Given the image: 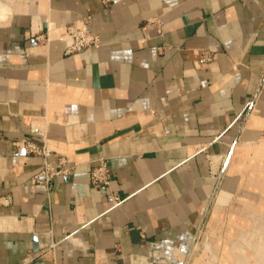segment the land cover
<instances>
[{
  "label": "crops",
  "instance_id": "1",
  "mask_svg": "<svg viewBox=\"0 0 264 264\" xmlns=\"http://www.w3.org/2000/svg\"><path fill=\"white\" fill-rule=\"evenodd\" d=\"M86 17L100 45L65 56L59 38ZM263 71L264 0H0V264H184L214 191L207 154L231 144L245 148L209 224L252 230L264 85L248 103ZM28 142L73 168L49 195L31 182L42 157ZM100 158L109 189L89 181Z\"/></svg>",
  "mask_w": 264,
  "mask_h": 264
},
{
  "label": "built area",
  "instance_id": "2",
  "mask_svg": "<svg viewBox=\"0 0 264 264\" xmlns=\"http://www.w3.org/2000/svg\"><path fill=\"white\" fill-rule=\"evenodd\" d=\"M115 0H103L105 4L112 2ZM150 24H159L158 19L151 18L147 21ZM36 40L43 39L42 35H36ZM46 40H49V37H45ZM63 44V54L65 56H71L81 52L84 49L90 47H98L100 45V39L97 34L89 28V19L86 17L83 19L82 23L77 26H68L66 27V32L63 37L59 38ZM211 60V55L207 52H204L201 55V62H208ZM264 72V71H263ZM264 85V76L262 82L260 83V87L257 92L254 94L253 98L249 101V113L255 110L256 101L259 97L260 91ZM218 137H214V140H217ZM235 144H231L228 146V151L217 158L213 154H207L208 165H209V176L214 182V190L217 191L224 179L228 168V162L231 157L233 150L235 149ZM26 151L28 154L37 155L42 157L41 165L36 171L32 178L31 182L37 187H41L47 195H49L53 178L57 174L70 175L72 171V167H67L65 165V161L61 158L59 161L58 169L52 167L47 161L48 157L51 154V150L46 144L41 146L36 145L34 143L28 142L26 144ZM219 159V161H218ZM90 184L94 187H106L109 189L110 185V172L107 167L106 161L102 158L97 159L95 165L92 166L90 175H89ZM111 192V191H110ZM213 195V193H212ZM211 195V197H212ZM121 198L115 192H111V201L114 205H117L121 202ZM31 259H28L23 264H29Z\"/></svg>",
  "mask_w": 264,
  "mask_h": 264
},
{
  "label": "rangeland",
  "instance_id": "3",
  "mask_svg": "<svg viewBox=\"0 0 264 264\" xmlns=\"http://www.w3.org/2000/svg\"><path fill=\"white\" fill-rule=\"evenodd\" d=\"M244 148L245 147H235V149L233 150L231 154V157L234 152L244 149ZM227 172H228V168L224 176V179L227 175ZM221 186H222V183L217 191L215 190L213 191V195L210 198L208 213L203 221L202 226L197 232L196 238L192 246L190 247L187 253L184 264H199L198 262H195L196 260H199L201 264H229L226 258L225 260L223 257L219 259L221 256V251L224 246L226 247L225 251H231V250L233 251V248H235L236 244L237 246L243 245L244 247L245 244L240 240H243L246 243V246H248V243L250 244L253 242L255 245L259 247V251L261 253L262 251H264V239H262L264 236L263 235L264 234V215L253 216V217H243L245 221L246 220L248 221V219L251 221L250 225L252 226V230L236 232L235 233L236 236L229 237V236H226V232L213 231L214 230L212 229L213 226L209 224V220L213 213L218 214L220 210L219 204L217 203V197L220 193ZM223 216L222 218L225 220V223H227L228 217L227 216L223 217ZM248 234H250V236H248ZM240 235L242 236L241 238L239 237ZM218 237L220 238V240H218L219 239ZM216 243L220 244V247L218 249L215 246ZM246 246L243 251H249L248 247ZM235 253H236V250H235ZM249 258L252 260L254 259V263H255L257 256H252ZM237 264H240V263L238 262Z\"/></svg>",
  "mask_w": 264,
  "mask_h": 264
},
{
  "label": "bare ground",
  "instance_id": "4",
  "mask_svg": "<svg viewBox=\"0 0 264 264\" xmlns=\"http://www.w3.org/2000/svg\"><path fill=\"white\" fill-rule=\"evenodd\" d=\"M230 161L231 160L229 159V162ZM248 236H250V234H248ZM239 237L241 238L242 236L240 235ZM262 239H264V236ZM240 241H242L246 246V243L243 240H240ZM245 246L244 247H243V245L237 246V244H236L235 248H233V251L232 250L226 251V255L229 257V263H232V264L236 263L237 264L239 262L240 264H264V253H263L264 251H262V253H263L262 254L259 251V247L257 245H255L253 242L250 244L248 243V246H246V247H248L249 251H243L245 249ZM235 250H236V253H235ZM252 256H257V258H256L257 261L255 260V263H254V259L252 260L249 258ZM235 260H237V261H235Z\"/></svg>",
  "mask_w": 264,
  "mask_h": 264
}]
</instances>
